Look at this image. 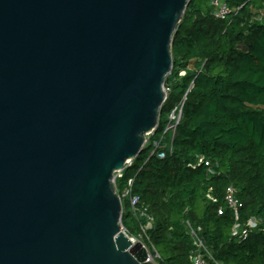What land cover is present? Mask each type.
I'll use <instances>...</instances> for the list:
<instances>
[{"label": "water", "instance_id": "1", "mask_svg": "<svg viewBox=\"0 0 264 264\" xmlns=\"http://www.w3.org/2000/svg\"><path fill=\"white\" fill-rule=\"evenodd\" d=\"M190 0H0V264H156L114 177L159 123Z\"/></svg>", "mask_w": 264, "mask_h": 264}, {"label": "trees", "instance_id": "2", "mask_svg": "<svg viewBox=\"0 0 264 264\" xmlns=\"http://www.w3.org/2000/svg\"><path fill=\"white\" fill-rule=\"evenodd\" d=\"M230 17L217 20L208 0H190L173 36V67L155 135L115 180L119 196L131 195L152 217L121 199V226L139 239L156 264H190L193 231L208 264H264V0H224ZM183 101L181 118L164 159L152 154L166 116ZM203 159L208 162L198 165ZM233 187L241 207L236 221L224 203ZM223 214L218 215L219 208ZM245 238L232 236L235 224ZM158 257H155V255Z\"/></svg>", "mask_w": 264, "mask_h": 264}, {"label": "built area", "instance_id": "3", "mask_svg": "<svg viewBox=\"0 0 264 264\" xmlns=\"http://www.w3.org/2000/svg\"><path fill=\"white\" fill-rule=\"evenodd\" d=\"M209 6L213 9V16L217 20H222L225 21L230 17L231 10L229 9L228 5L224 0H208ZM166 90L167 94V89L164 88V91ZM182 106H183V101H181L179 104H177L166 116V121L162 130V133L160 135V138L158 140H153L152 141V150L151 153L156 154L158 159H164L166 157V154L170 152V147L167 143L163 142V136H167L168 133H171V137L174 135L176 126L181 118L182 114ZM155 131H153L150 135L147 137H152L155 135ZM147 142V141H146ZM204 163L206 167L209 166L208 162H205L203 159H200L197 164L200 165ZM131 162L128 163L127 166H130ZM122 171L118 172L115 174L114 177V183L116 179L121 178ZM132 179H129L127 181V189L122 193L120 199H128V205L130 211L136 215L137 217L144 218L146 220L145 226L142 228V236L147 239V236L145 234V231L151 227L152 224V217L147 213V210L145 208L137 209V204L139 202L138 197L132 196L130 193V187L132 186ZM224 203L228 209L232 211V214L234 216V219L237 221L239 217V208L241 207L238 199L235 196V190L233 187H227L225 191V197H224ZM218 215L223 214V208H219L217 211ZM253 229L256 227V222L253 220H249L245 227L239 226V224H235L232 230V236L235 237H242L245 238L247 236V229ZM191 236L195 240V246L196 249L192 252V254L189 257L190 264H208L207 260L204 258L202 251L204 249L203 245L199 240H197L196 235L194 234L193 231L190 232ZM142 236H139V239H133V240H139L142 242ZM143 243V242H142ZM145 246V244L143 243ZM146 247V246H145ZM147 249V248H146ZM149 252V251H148ZM150 254V253H149ZM155 257H158L156 254ZM148 259L154 262V258L151 256V254L148 256Z\"/></svg>", "mask_w": 264, "mask_h": 264}, {"label": "rangeland", "instance_id": "4", "mask_svg": "<svg viewBox=\"0 0 264 264\" xmlns=\"http://www.w3.org/2000/svg\"><path fill=\"white\" fill-rule=\"evenodd\" d=\"M164 88H165V86H164ZM165 92H166V90H165ZM167 137L170 138L171 137V133H168ZM147 252H148V250H147ZM148 255H150L149 252H148Z\"/></svg>", "mask_w": 264, "mask_h": 264}]
</instances>
